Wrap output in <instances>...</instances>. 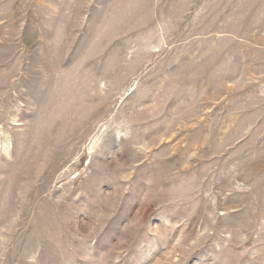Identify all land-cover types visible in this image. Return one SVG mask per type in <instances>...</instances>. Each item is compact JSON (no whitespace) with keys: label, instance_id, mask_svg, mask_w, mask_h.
Instances as JSON below:
<instances>
[{"label":"rangeland","instance_id":"374dc122","mask_svg":"<svg viewBox=\"0 0 264 264\" xmlns=\"http://www.w3.org/2000/svg\"><path fill=\"white\" fill-rule=\"evenodd\" d=\"M0 264H264V0H0Z\"/></svg>","mask_w":264,"mask_h":264}]
</instances>
